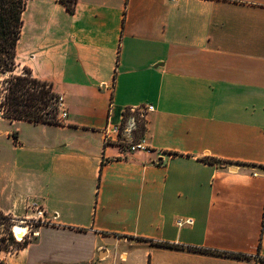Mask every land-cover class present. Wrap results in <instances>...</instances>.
<instances>
[{
	"label": "crops",
	"instance_id": "obj_1",
	"mask_svg": "<svg viewBox=\"0 0 264 264\" xmlns=\"http://www.w3.org/2000/svg\"><path fill=\"white\" fill-rule=\"evenodd\" d=\"M23 20L18 72L67 116L0 111V209L36 231L0 264H264V0H28Z\"/></svg>",
	"mask_w": 264,
	"mask_h": 264
},
{
	"label": "trees",
	"instance_id": "obj_2",
	"mask_svg": "<svg viewBox=\"0 0 264 264\" xmlns=\"http://www.w3.org/2000/svg\"><path fill=\"white\" fill-rule=\"evenodd\" d=\"M70 12H75L78 0H61ZM28 0H0V75L4 76L0 83V111L11 120L20 119L32 122L58 124L59 106L57 94L50 82L34 77L32 70L23 67L18 72L17 46L22 35L23 13ZM125 117L131 114L126 111ZM209 161H216L208 159ZM12 216L0 209V226H3L11 237ZM13 239V237H12ZM18 249L28 243H16ZM162 246L176 248V244L159 242ZM3 249V248H2ZM202 252L209 249L192 248ZM242 258L243 254H226Z\"/></svg>",
	"mask_w": 264,
	"mask_h": 264
},
{
	"label": "rangeland",
	"instance_id": "obj_3",
	"mask_svg": "<svg viewBox=\"0 0 264 264\" xmlns=\"http://www.w3.org/2000/svg\"><path fill=\"white\" fill-rule=\"evenodd\" d=\"M21 70V68L19 69ZM132 117H134L135 124H133V133L136 134V136L142 135L144 128H145V118L144 115L141 114L139 111L131 112L128 116H126L123 129L126 128V126L129 125V123L132 121ZM133 122V121H132ZM134 123V122H133ZM23 222L27 226L28 225H33L30 219H22V218H15L12 217V225H11V237L8 235V232L3 226H0V260L3 261L4 259H7L17 253L19 250L18 247L16 246V243H29L33 238H34V231L35 229L30 228L29 233L24 236L21 240H18V236L14 233V225L16 223ZM13 237V239H12ZM3 248V249H2Z\"/></svg>",
	"mask_w": 264,
	"mask_h": 264
},
{
	"label": "built area",
	"instance_id": "obj_4",
	"mask_svg": "<svg viewBox=\"0 0 264 264\" xmlns=\"http://www.w3.org/2000/svg\"><path fill=\"white\" fill-rule=\"evenodd\" d=\"M170 1H178V0H170ZM57 103H58V106H59L58 118H59V120H61L64 117L67 116V110L62 107V105H63V96L59 95V97L57 99ZM147 109L148 110H153V106L150 105V106H148ZM120 132H121V128L119 126L108 125L107 128L105 129V133H106L105 141H106V143L118 140V136H119ZM128 148H129V150L131 152L147 151L148 150V147L145 144H143V143L130 144ZM32 208H33V210H35V212L37 214V219H36L37 222H38V220H40L42 223L46 222L45 219H44V211L38 206V204H36V203L32 204ZM31 222H32V220H31ZM178 223L180 225H183L184 223L192 224L193 220L188 218L185 221L180 220V221H178ZM32 226L33 225H31V226L28 225V231H27V233L24 236H26L29 233V229L32 228ZM34 234H36V231H34ZM18 240H21V239L18 238ZM122 260H124V256L122 257Z\"/></svg>",
	"mask_w": 264,
	"mask_h": 264
},
{
	"label": "bare ground",
	"instance_id": "obj_5",
	"mask_svg": "<svg viewBox=\"0 0 264 264\" xmlns=\"http://www.w3.org/2000/svg\"><path fill=\"white\" fill-rule=\"evenodd\" d=\"M14 232L17 234V236L19 237V239H22L23 236L27 233L28 231V226L23 223V222H20V223H16L14 225Z\"/></svg>",
	"mask_w": 264,
	"mask_h": 264
}]
</instances>
